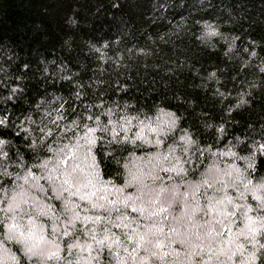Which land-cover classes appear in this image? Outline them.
I'll use <instances>...</instances> for the list:
<instances>
[{"label": "clouds", "instance_id": "1", "mask_svg": "<svg viewBox=\"0 0 264 264\" xmlns=\"http://www.w3.org/2000/svg\"><path fill=\"white\" fill-rule=\"evenodd\" d=\"M196 23L201 48L217 52L222 44L224 58L257 73L239 81L233 75L238 83L226 88L227 67L202 74L181 61L199 78L195 88L218 101L219 118L179 93V112L163 97L151 108L108 99L101 77L112 76L126 93L130 86L115 74L131 79L128 60L152 55L135 46L112 55L108 41L88 43L100 76L74 82L71 99L49 93L13 118L7 103L24 90L7 86L0 131L22 140L0 135V264H264V123L234 131L242 127L234 114L251 109L264 88V58L257 41L240 48L241 36L222 30L230 22ZM85 87L92 90L87 100ZM72 101L79 108H68Z\"/></svg>", "mask_w": 264, "mask_h": 264}, {"label": "trees", "instance_id": "2", "mask_svg": "<svg viewBox=\"0 0 264 264\" xmlns=\"http://www.w3.org/2000/svg\"><path fill=\"white\" fill-rule=\"evenodd\" d=\"M70 19L77 21L75 26ZM204 19H218L221 24L230 22L231 27L225 25L222 30L239 34L240 48L254 47L248 45L249 38L257 41L264 58V0H0V83L4 85L0 87V95L7 94L8 85L23 88L17 103H7L13 118L32 110L38 98L51 99L49 93H63L71 99L74 82L84 83L100 76L96 71L100 65L98 54L90 50L88 43L100 45L108 41L112 55L133 46L152 53L149 57L128 60L131 69L127 75L131 79H125L122 73L115 74L120 83L130 86L126 93H118L112 76L101 77L108 83L100 93L107 92L108 99L117 96L121 100L133 99L138 106L151 108L163 97L166 106L179 112L185 110V105L173 102L174 94L179 93L185 98H195L197 108L219 118L218 101L211 98L210 92L202 93L195 88L199 78L183 67L181 61H191L201 68L202 74L213 66L227 67L226 88L235 87L239 80L257 73L250 69L241 71L238 63L224 58L222 44L217 52L199 46L195 39L199 31L196 22ZM69 37L71 40L66 44ZM117 40L119 45L115 43ZM45 66L49 69L47 75L43 71ZM75 72L80 75L72 81L60 79ZM233 75L238 81L231 80ZM260 75L264 80V74ZM84 90L88 93L87 100L92 90L87 87ZM255 96L251 109L234 114L242 123L235 132L243 133L248 123H264L261 119L264 88ZM74 104L79 108L75 101L67 107ZM188 117L195 127L193 113L188 112ZM188 122L185 120L184 124ZM0 135L17 143L22 140L10 130L0 131ZM260 170L264 172V159L260 160Z\"/></svg>", "mask_w": 264, "mask_h": 264}]
</instances>
